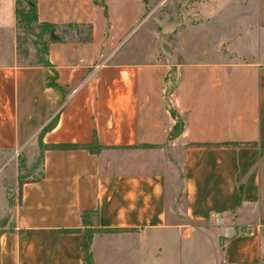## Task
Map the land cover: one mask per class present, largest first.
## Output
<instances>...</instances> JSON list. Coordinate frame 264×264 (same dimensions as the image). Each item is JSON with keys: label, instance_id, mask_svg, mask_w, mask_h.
Wrapping results in <instances>:
<instances>
[{"label": "crops", "instance_id": "0c3cea01", "mask_svg": "<svg viewBox=\"0 0 264 264\" xmlns=\"http://www.w3.org/2000/svg\"><path fill=\"white\" fill-rule=\"evenodd\" d=\"M236 1H201L142 58L119 44L155 0H36L62 38L43 65L21 60L15 0H0V158L17 186L2 197L0 264H84V250L93 264H182L209 226L217 261L262 264L264 0ZM172 75L184 127L168 139ZM94 139L96 153L40 146ZM29 145L42 174L20 182Z\"/></svg>", "mask_w": 264, "mask_h": 264}, {"label": "rangeland", "instance_id": "374dc122", "mask_svg": "<svg viewBox=\"0 0 264 264\" xmlns=\"http://www.w3.org/2000/svg\"><path fill=\"white\" fill-rule=\"evenodd\" d=\"M201 1H219L222 3L227 0H155L154 3L156 5H151L146 11L144 21L142 22L143 24H141V26L136 25L126 37L120 41L119 45L123 46L122 48L125 51H127V49L136 48L138 51L135 54L136 57H148L154 45L161 46L160 50L163 53L166 46L170 47L172 44L173 38L171 35L176 29L183 23L187 24L193 22L194 18L198 16L195 9ZM240 6H243V0L231 4V7L236 9ZM231 10L233 9L231 8ZM250 11L254 16L256 4L251 5ZM31 46L32 44L29 39L22 36L19 43L21 60L36 61L34 56L35 52H26ZM33 150V146L29 145L22 152L23 156H18L21 166V175L23 177H36L40 172V155L37 151ZM31 153H34L33 160L31 162H26L24 157H28ZM13 172V163H9L7 158L2 156L0 158V210H3L5 207L2 197L6 187L10 188L7 189L10 200L16 198L17 186L14 184L15 179ZM177 179L179 180V178ZM2 184L5 185L2 187ZM201 232L200 229L192 232V236H190L188 241V252L183 251L182 264H223L222 261H217L219 248L213 244V239L217 237L215 229L209 226L201 230ZM160 264H167V262L165 261ZM262 264H264V261Z\"/></svg>", "mask_w": 264, "mask_h": 264}, {"label": "trees", "instance_id": "16d2710c", "mask_svg": "<svg viewBox=\"0 0 264 264\" xmlns=\"http://www.w3.org/2000/svg\"><path fill=\"white\" fill-rule=\"evenodd\" d=\"M15 18H16V31H17V43L19 48V43L22 36L29 39L32 46L35 49L34 56L36 58L37 64L47 65V53L48 45L51 42L61 41V36L56 31L55 24L48 21H40L37 17V4L36 0H15ZM20 50V49H19ZM27 52V51H26ZM176 78L172 75L166 80L164 95L166 98V106L169 109L171 115L175 119V123L168 132L167 138L172 139L181 134L184 121L179 113L174 109V107L168 101V95L175 88ZM52 126L51 124L46 125L42 132L47 130ZM41 148H86L91 152H98L101 149V145L94 139L91 143L79 144V143H53L44 144L40 143ZM20 172L21 166L19 164ZM40 176L42 172H39ZM20 182L23 181L24 177L19 175ZM239 198V197H238ZM82 219L85 213L81 214ZM85 222V219L83 220ZM84 264H93L90 253L84 250L83 253Z\"/></svg>", "mask_w": 264, "mask_h": 264}, {"label": "built area", "instance_id": "2783aa9c", "mask_svg": "<svg viewBox=\"0 0 264 264\" xmlns=\"http://www.w3.org/2000/svg\"><path fill=\"white\" fill-rule=\"evenodd\" d=\"M100 65H103V63H101Z\"/></svg>", "mask_w": 264, "mask_h": 264}]
</instances>
